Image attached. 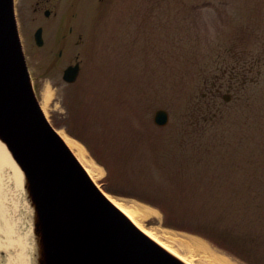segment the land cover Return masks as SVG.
<instances>
[{"label":"rangeland","instance_id":"rangeland-1","mask_svg":"<svg viewBox=\"0 0 264 264\" xmlns=\"http://www.w3.org/2000/svg\"><path fill=\"white\" fill-rule=\"evenodd\" d=\"M34 1L14 0V11L35 96L50 124L83 149L96 186L145 210L140 223L192 264H206L204 252L183 240L229 264H264L236 255L240 262L228 254L231 241L214 233L241 223L252 228L244 241L264 246V0H113L106 12L74 19L51 4L48 17L34 14ZM63 14L75 32L62 47ZM39 25L42 47L33 41ZM77 61L78 78L65 82L62 70ZM157 109L169 114L163 127L153 123ZM145 200L167 204L180 229ZM3 216L2 242L34 243L24 175L16 180L4 167L1 226Z\"/></svg>","mask_w":264,"mask_h":264},{"label":"water","instance_id":"water-1","mask_svg":"<svg viewBox=\"0 0 264 264\" xmlns=\"http://www.w3.org/2000/svg\"><path fill=\"white\" fill-rule=\"evenodd\" d=\"M35 42L43 44L41 29ZM79 64L63 71L72 83ZM225 101L229 100L226 94ZM169 114L157 109L163 127ZM0 141L25 178L36 264H184L142 233L91 180L44 116L31 83L13 0H0Z\"/></svg>","mask_w":264,"mask_h":264},{"label":"bare ground","instance_id":"bare-ground-1","mask_svg":"<svg viewBox=\"0 0 264 264\" xmlns=\"http://www.w3.org/2000/svg\"><path fill=\"white\" fill-rule=\"evenodd\" d=\"M59 136L63 139L67 147L72 151L74 156L77 158L79 163L83 166L87 174L91 179L92 177V165L91 166H85L83 165V160H84V154H83V149L75 142H73L71 139L67 138L65 135H63L60 131H57ZM8 168V170L11 172L12 177L14 179H19L22 177V172L20 168L18 167L17 163L13 160L10 152L7 150L5 144L0 141V169ZM106 197L111 201V203L117 207L142 233H144L147 237L152 239L154 242H156L159 246H161L163 249H165L167 252L178 258L180 261H182L184 264H192V262L184 259L181 257L179 254H177L175 251L171 250L167 245H165L162 241L159 239L155 238L153 234L146 229L141 223H140V217L141 215L145 214V210H141L136 208V211L127 209L124 207L121 203L110 197L109 195L105 194ZM2 215V213H1ZM5 216V214H4ZM3 216V225H0V231L4 233H8V229L6 224V219ZM2 221V220H1ZM20 229L22 226H20ZM22 234V233H21ZM7 238V235H4ZM14 239V240H13ZM25 239V238H24ZM17 236H11L8 240V242L5 244V242H2L0 240V251H4L8 254V259L7 261H4L3 263L0 262V264H36V241L34 240V243L29 246H27L25 240ZM183 244L190 248V249H199L204 252L203 255V262L206 264H229L227 260L224 258L218 256L217 254L213 253L210 251L204 244L195 242V241H182ZM35 245V246H34ZM13 251L10 253V251ZM9 252V253H8Z\"/></svg>","mask_w":264,"mask_h":264},{"label":"flooded vegetation","instance_id":"flooded-vegetation-1","mask_svg":"<svg viewBox=\"0 0 264 264\" xmlns=\"http://www.w3.org/2000/svg\"><path fill=\"white\" fill-rule=\"evenodd\" d=\"M113 0H35L34 6L32 8V11L34 14H43V16L48 17L50 15V9L47 7L48 4H51L53 7H59L62 6L65 8V14L69 11L71 12V19H74L73 17L76 16L77 12H83V16L91 13V15L94 17L98 13V10H106L108 11L109 7L111 6ZM104 12V13H105ZM89 15V16H91ZM102 15V14H100ZM67 16V17H69ZM103 16V15H102ZM37 17V16H36ZM64 17V18H63ZM39 18V17H37ZM37 18H32L33 20ZM137 24V19H132V25ZM62 28H65L67 26L66 33L62 34L61 38L57 41L61 46H66L69 43V38H71V35L75 32L74 27L70 24H68V18L65 19V15H61L59 17V23L57 26H60ZM37 28H41V33L43 37V28L41 25L37 26ZM36 28V29H37ZM79 40L75 41L74 43L77 45L81 41V36H78ZM56 39L54 43H57ZM45 43V42H44ZM63 55L62 49H59L57 56L58 58H61ZM68 64L67 66H69ZM66 66V67H67ZM252 229L251 227L242 226L241 223L231 225L226 230V239L231 241V244L233 245V251L228 252V254L236 257V255L239 256H251L253 258H257L258 261H263L264 257V246H258V244L254 242H245L244 239L248 237L249 234L247 232H250L249 230ZM240 262H243L240 257H236Z\"/></svg>","mask_w":264,"mask_h":264},{"label":"trees","instance_id":"trees-1","mask_svg":"<svg viewBox=\"0 0 264 264\" xmlns=\"http://www.w3.org/2000/svg\"><path fill=\"white\" fill-rule=\"evenodd\" d=\"M160 156H162L164 158V160H167L168 157L166 155V152H162L160 154ZM168 161V160H167ZM172 168H173V172L175 174L176 177H178L180 174H181V167L179 166V164L176 162V160H173V163H172ZM147 201L148 203L150 204H153L155 206H157L162 214H163V218H164V224L167 226V227H174V228H178L179 226L175 225V224H172L171 221H170V217H169V213L170 210L168 209L167 207V204H164V202L162 200H145ZM155 201H158V202H155ZM160 201V202H159ZM219 218H222L221 216H219ZM180 229V228H178ZM214 233L219 236V238H224L226 239V233L224 231H215L214 230Z\"/></svg>","mask_w":264,"mask_h":264}]
</instances>
